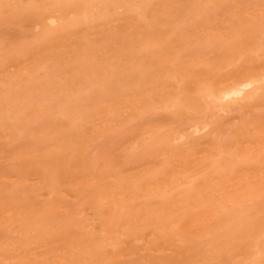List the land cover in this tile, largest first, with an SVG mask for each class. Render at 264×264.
<instances>
[{
    "label": "rangeland",
    "instance_id": "1",
    "mask_svg": "<svg viewBox=\"0 0 264 264\" xmlns=\"http://www.w3.org/2000/svg\"><path fill=\"white\" fill-rule=\"evenodd\" d=\"M147 1L150 3V0ZM170 1L173 3L161 5L158 9L150 6L144 11L161 24V31L171 32L166 42H169V46L161 49V56L155 46L132 40L139 35L140 28L120 29L122 26L115 23L105 28L99 38L90 44L82 40L65 48L64 59L56 61L54 68H49L46 80L43 79L44 65L57 60L59 56L55 54L53 58L41 62V55L47 52L46 46L34 55L36 61L41 63L34 65L27 61L0 72V121L12 128L9 133H0V167L7 162L12 163L9 158L13 152L6 143L11 140L16 143L22 130L28 135L39 133L44 136L45 132L51 130L53 122L62 116L58 111L63 107L64 99H74L77 108L81 109L98 106L94 110L98 113L87 119L85 127L77 126L76 133H50L53 135L52 141L25 148V152L32 149L33 158L37 160L49 155L45 145L50 149L70 139L83 146L84 150L77 146L81 157L73 164V170L93 174L84 173L75 179L72 188L81 190L88 200L90 189L95 186L97 191L101 190L95 194V198L103 195L119 205L132 208L134 214L128 216L129 220L117 222L119 228L113 230L107 227L103 229L91 208L86 209L75 219L81 227L69 233V237L89 236L102 243L127 245L139 253V246H145L146 242L163 244L159 239L161 223L167 224L165 216L170 210L173 216V222L169 225L171 230L182 222L194 223L192 228L197 229L203 225L211 226L212 222L207 221L208 216L219 218V215H224L223 209L231 222L236 221L242 208L251 209L254 201L262 197L264 94L253 104L219 102L216 108L210 110L201 103L193 102L194 108H198L194 116L187 113L174 116L171 109L179 96H195L192 89L195 83L201 84V87L213 86L217 82L232 81L235 75L231 71L236 68L242 74L254 70L256 61L264 51V0ZM188 13H191L192 19L186 18ZM257 22L260 26L256 25ZM45 23L49 24V20L45 19ZM98 23L92 24L98 28ZM192 24L197 26V36L189 37L186 45H180L177 40L180 29L187 31ZM118 29L113 35L110 34V31ZM237 32L240 37L243 34L253 41L254 49L241 47V58L235 51ZM28 39L21 41L28 43ZM110 39V44L105 43ZM141 44L148 49L145 53L153 54V67L148 68L155 72L140 77L139 90L144 89L143 93L136 92L140 101L133 102L134 94L131 91L111 93L95 91L88 86L91 79H102L104 72L116 65L119 66L117 71L122 66L136 68L123 70L125 75L140 70V54L136 51ZM35 46H28L27 49ZM95 46H100V50L91 52ZM118 49L124 52L120 60L115 55ZM223 55L230 57L223 58ZM225 59L229 61L225 63ZM27 76L29 79L25 78ZM15 82L20 85L15 86ZM46 88L48 91H44ZM84 90L88 91L86 98L83 97ZM30 94L35 95L36 104L27 118L21 124L19 116L12 123L7 121L10 108L21 106L22 96ZM6 99L9 100L6 102ZM149 148H156L159 152L158 161L136 164L135 157L145 155ZM14 150L15 154H19L20 147ZM186 161L194 167L190 170L175 167L184 165ZM166 165L170 166V173L169 178L163 180L160 172ZM194 189L197 190L196 194L184 199V195ZM250 220L260 221L257 217ZM128 221L129 224H125ZM244 225L243 222L238 225L241 230L239 242L253 241V231L250 234ZM256 226L257 231L264 233L260 222H256ZM51 229L53 233L48 240L34 239L32 243H25L26 240L19 233L10 232L12 239L5 240L10 244V257L6 263L29 264L31 261L36 264L40 261L39 264H60L66 259L67 264L71 261L73 264L88 263L86 259L77 257L81 251L63 245L62 225L54 222ZM33 236L35 233L32 231L29 237ZM146 238L152 240L146 241ZM174 244L176 240L171 239L170 245L174 247ZM91 253L102 254L99 250H92ZM243 258L242 255L233 254L231 261L233 264H247L248 261ZM249 264H264V253Z\"/></svg>",
    "mask_w": 264,
    "mask_h": 264
},
{
    "label": "bare ground",
    "instance_id": "2",
    "mask_svg": "<svg viewBox=\"0 0 264 264\" xmlns=\"http://www.w3.org/2000/svg\"><path fill=\"white\" fill-rule=\"evenodd\" d=\"M171 3L173 2L170 0H150V3L147 0H0V72L6 71L13 65L25 64L27 61L36 65V62L41 63L58 54L57 60H53L43 67V79L46 80L49 68H54L56 61L64 59L65 48L82 40L90 44L94 39L99 38V34L105 28L115 23L116 26H122L120 29L140 28L139 35L132 40H140L142 44L144 42V44L155 46L161 56V49H166L169 46V42H166L169 40L171 32L169 34L161 31V24L153 20L151 15L144 14V11L150 6L152 9H158L161 8V5L165 6ZM119 7L122 10H118ZM186 18L192 19L191 13H188ZM45 19L49 20V24L45 23ZM94 22H99L98 28L92 24ZM206 25L208 24L206 23ZM256 25H259V22ZM196 27L192 24L187 31L180 29L177 39L180 45H186L189 37L197 36ZM120 29L112 30L110 34L113 35V32ZM162 35L166 38H163ZM27 37H29L28 43L21 41ZM236 39L238 43H236L235 51L239 54V58L242 54L241 47L254 49L252 39L247 36L242 34L240 37L237 32ZM111 42L110 39L105 43L110 44ZM34 44H36L34 48L27 49L28 46ZM44 46L48 47L47 52L41 55V62L36 61L34 55L43 51ZM141 46L136 51L137 54H140L138 58L140 70L131 75H125L123 70L130 68L135 70L136 68L122 66L120 71H117L116 68L119 66L116 65L105 71L102 79L95 77L91 79L88 86L95 91L111 93L131 91L134 94L133 102L140 101L136 94V92H144V89L139 90L140 77L150 76L155 72L148 68L153 67L151 63L153 54L145 53L148 51L147 47ZM216 49L219 48L216 47ZM94 50H100V46H95L91 52ZM123 54L121 49L115 52L118 60ZM225 57L230 56L223 55V58ZM227 61L229 59H225V63ZM253 69V71L242 74V71L236 68L235 71H231L235 75L233 80L222 84L217 82L213 86L201 87V84L195 83L192 88L196 93L195 96L176 98V103L171 109L172 115L180 116L187 113L194 116L198 108H194L193 102L207 106L208 110L216 108L219 102L224 104L235 101L245 104L257 102L264 94V51ZM25 78L29 79V76ZM14 85L19 86L20 83L15 82ZM44 91H48V89L46 88ZM83 97H88L87 90H84ZM7 100L9 99H6V102ZM21 101V106L10 108L7 121L12 123L19 116L21 124L27 118L30 109L36 104L34 94L22 96ZM77 105L74 99H64L63 107H60L58 111L62 116L53 122L51 130L45 132L44 136H40L39 133L28 135L22 130L16 143L14 140L6 143L13 153L9 158L12 163L7 162L5 166L0 167V264H7L6 259L10 257L8 252L10 244L5 242V240L12 239L10 232L19 233V236L26 240H24L25 243H32L34 239L41 240L43 238L42 241H46L53 233L51 228L54 222L64 228L61 238L65 241L63 245L66 244L81 251L77 257L86 259L87 264H233L231 261L233 254L242 255L243 260H247V264H249L256 260L257 256L263 255L264 233L256 230V222H260L264 228V190L260 195L262 197L254 201L252 208L249 210L242 208L236 221L233 222L227 218V213L223 209L224 215H219V218L209 215V219H207V216L202 214L204 219L212 222L211 226L203 225L194 229L192 228L195 226L194 223L182 222L177 228L171 230L169 225L173 222V216L172 211H168L165 216L167 224L161 223V236H159L163 244L154 245L146 242L145 246H139L141 250L139 253H135V250L127 245L119 246L112 242L102 243L89 236L77 237L74 235L69 237V233L77 227H81L75 219L86 209L91 208L93 214L99 218L103 229L107 227L112 230L119 228L117 222L129 220L128 216L134 214L128 205H119L116 201L114 202L103 195L95 198V194L101 192V190L97 191L95 186L90 189L88 200L81 190L75 191L72 188L75 179L84 173L93 174L90 171L73 170V164L78 157H81L80 149L84 150L83 146L70 139H67L64 144L54 145L50 149L48 145H45L44 148L49 155L37 160L33 158L32 149L25 152V148L30 145L52 141L53 135L50 133H76L77 126L85 127L84 123L87 119L98 113L94 111L98 108L96 105L85 109L77 108ZM1 106L2 101H0V110ZM11 129L9 124L0 121V133H9ZM17 147H20L19 154H15L14 149ZM148 151L143 156L140 154L135 157L136 164L144 165L158 161L159 152L156 151V148H149ZM169 167L166 165L161 170V179L169 178ZM175 167L190 170L194 166L186 161L184 165ZM229 178H231L230 175ZM196 191L194 189L189 193L190 195H184L186 196L184 199L195 195ZM109 211L111 212L109 213ZM253 217H257L260 221L250 220ZM111 221L115 223L108 224ZM178 221L179 219L175 224ZM242 222L245 223V229L250 234L253 231L255 237L253 241L239 242L241 230L238 225ZM184 223L185 226H182ZM125 224H129V221ZM32 231L35 236L29 237V233ZM171 239L176 240L174 247L170 245ZM149 240L152 239L146 238V241ZM92 250H99L102 254L94 255L91 253ZM67 260L59 263L67 264ZM38 262L36 264H39ZM29 264L33 263L30 261ZM70 264H73V261Z\"/></svg>",
    "mask_w": 264,
    "mask_h": 264
}]
</instances>
